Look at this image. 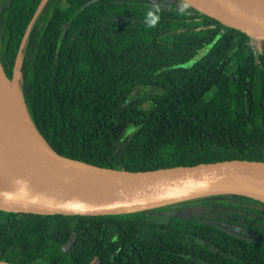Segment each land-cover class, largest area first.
<instances>
[{"label":"trees","instance_id":"16d2710c","mask_svg":"<svg viewBox=\"0 0 264 264\" xmlns=\"http://www.w3.org/2000/svg\"><path fill=\"white\" fill-rule=\"evenodd\" d=\"M161 1L45 0L18 69L33 126L59 155L117 170L264 162V47L189 5L181 14V0ZM41 2L3 0L9 82ZM153 5L160 20L148 28ZM0 261L264 264V201L220 191L108 215L0 210Z\"/></svg>","mask_w":264,"mask_h":264},{"label":"water","instance_id":"95a60500","mask_svg":"<svg viewBox=\"0 0 264 264\" xmlns=\"http://www.w3.org/2000/svg\"><path fill=\"white\" fill-rule=\"evenodd\" d=\"M181 1L252 40L264 41V0ZM44 2L36 9L21 39L10 82L0 66V210L108 215L151 209L220 191H236L264 201L262 161L227 160L132 172L56 153L30 121L18 86L21 51Z\"/></svg>","mask_w":264,"mask_h":264},{"label":"clouds","instance_id":"9594fccd","mask_svg":"<svg viewBox=\"0 0 264 264\" xmlns=\"http://www.w3.org/2000/svg\"><path fill=\"white\" fill-rule=\"evenodd\" d=\"M187 7V4H183L178 8V11L183 14ZM159 10V5H153L152 9L147 12L144 23L148 28H155L158 24L160 20Z\"/></svg>","mask_w":264,"mask_h":264},{"label":"rangeland","instance_id":"374dc122","mask_svg":"<svg viewBox=\"0 0 264 264\" xmlns=\"http://www.w3.org/2000/svg\"><path fill=\"white\" fill-rule=\"evenodd\" d=\"M251 43H252V47H253L254 49L262 50L263 47H264V46H263V43L260 42V41L251 40ZM203 52H204V51L199 52V53H198V57L201 56ZM198 57H197V58H198ZM197 58H196V57L192 58L191 60H189L188 64H192V62H193L195 59H197Z\"/></svg>","mask_w":264,"mask_h":264},{"label":"flooded vegetation","instance_id":"af4514ba","mask_svg":"<svg viewBox=\"0 0 264 264\" xmlns=\"http://www.w3.org/2000/svg\"><path fill=\"white\" fill-rule=\"evenodd\" d=\"M157 2L158 3H161L162 1L161 0H157ZM3 0H0V13H1V11L2 12H4V9H3ZM167 8H169V7H167ZM41 11V10H40ZM40 13V12H39ZM38 13V14H39ZM38 14L36 15V17H35V19L33 20V22H32V24H31V26H30V28L32 27V25H33V23H34V21H36L37 20V16H38ZM32 18H33V16H32ZM32 18H31V20H32ZM3 19V18H2ZM30 20V21H31ZM30 23V22H29ZM27 26H28V24H27ZM27 30V27H26V29H25V31ZM25 31H24V33H25ZM29 31H30V29H29ZM24 33H23V35H24ZM29 33V32H28ZM21 42V41H20ZM20 45V44H19ZM19 48V47H18Z\"/></svg>","mask_w":264,"mask_h":264},{"label":"bare ground","instance_id":"6f19581e","mask_svg":"<svg viewBox=\"0 0 264 264\" xmlns=\"http://www.w3.org/2000/svg\"><path fill=\"white\" fill-rule=\"evenodd\" d=\"M8 98V97H7Z\"/></svg>","mask_w":264,"mask_h":264}]
</instances>
